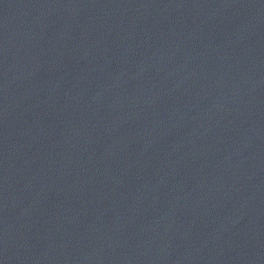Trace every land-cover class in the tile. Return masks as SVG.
Listing matches in <instances>:
<instances>
[{"label":"water","instance_id":"obj_1","mask_svg":"<svg viewBox=\"0 0 264 264\" xmlns=\"http://www.w3.org/2000/svg\"><path fill=\"white\" fill-rule=\"evenodd\" d=\"M0 264H264V0H0Z\"/></svg>","mask_w":264,"mask_h":264}]
</instances>
